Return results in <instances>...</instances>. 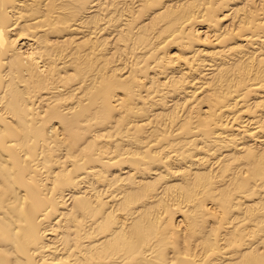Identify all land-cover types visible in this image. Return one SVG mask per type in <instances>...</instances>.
<instances>
[{
	"label": "bare ground",
	"instance_id": "obj_1",
	"mask_svg": "<svg viewBox=\"0 0 264 264\" xmlns=\"http://www.w3.org/2000/svg\"><path fill=\"white\" fill-rule=\"evenodd\" d=\"M0 0V264H264V0Z\"/></svg>",
	"mask_w": 264,
	"mask_h": 264
},
{
	"label": "rangeland",
	"instance_id": "obj_2",
	"mask_svg": "<svg viewBox=\"0 0 264 264\" xmlns=\"http://www.w3.org/2000/svg\"><path fill=\"white\" fill-rule=\"evenodd\" d=\"M257 1L259 2V0H256L255 3H258Z\"/></svg>",
	"mask_w": 264,
	"mask_h": 264
}]
</instances>
